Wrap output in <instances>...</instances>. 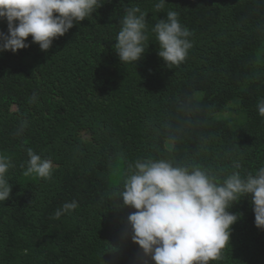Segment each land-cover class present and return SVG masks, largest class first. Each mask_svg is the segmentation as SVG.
I'll return each mask as SVG.
<instances>
[{
	"label": "trees",
	"instance_id": "1",
	"mask_svg": "<svg viewBox=\"0 0 264 264\" xmlns=\"http://www.w3.org/2000/svg\"><path fill=\"white\" fill-rule=\"evenodd\" d=\"M100 2L47 52L30 36V47L0 53V155L12 185L0 201V264H154L124 236L135 209L118 201L137 161L199 166L217 182L264 167V0H167L159 10V0ZM128 7L146 14L136 63L114 49ZM169 11L192 42L171 68L152 31ZM29 148L51 159L49 177L24 175ZM230 211L239 217L230 242L210 264H264L250 197Z\"/></svg>",
	"mask_w": 264,
	"mask_h": 264
},
{
	"label": "clouds",
	"instance_id": "2",
	"mask_svg": "<svg viewBox=\"0 0 264 264\" xmlns=\"http://www.w3.org/2000/svg\"><path fill=\"white\" fill-rule=\"evenodd\" d=\"M166 2L159 0L155 8L162 9ZM101 6L100 0H0V20L8 27L7 33L0 31V53L30 47V36L32 44L47 52L55 39ZM124 13L114 49L122 63H136L145 54L146 14L140 7H128ZM178 16L169 11L152 29L159 43L158 55L169 68L185 61L192 47L191 33ZM257 107L264 117V99ZM28 157L24 175H51V159L31 148ZM9 167L8 158L0 155V201L9 200L12 193L5 178ZM234 167L238 169L240 164ZM244 197L251 199L256 227L264 229V167L246 177L234 171L217 182L199 166H174L165 159L137 161L118 194L123 207L135 209L126 219L130 233L125 231L124 236L130 234L143 256L154 264H210L223 259L232 226L239 218L230 208ZM77 207L76 201L66 202L56 210L55 218Z\"/></svg>",
	"mask_w": 264,
	"mask_h": 264
}]
</instances>
